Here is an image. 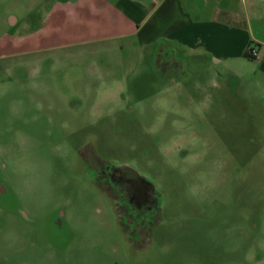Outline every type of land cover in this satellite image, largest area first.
<instances>
[{
    "label": "rangeland",
    "instance_id": "374dc122",
    "mask_svg": "<svg viewBox=\"0 0 264 264\" xmlns=\"http://www.w3.org/2000/svg\"><path fill=\"white\" fill-rule=\"evenodd\" d=\"M55 1L0 0V264H264L255 59L241 76L184 53L162 67L125 12L160 0ZM95 164L153 184L145 242L126 237Z\"/></svg>",
    "mask_w": 264,
    "mask_h": 264
},
{
    "label": "crops",
    "instance_id": "0c3cea01",
    "mask_svg": "<svg viewBox=\"0 0 264 264\" xmlns=\"http://www.w3.org/2000/svg\"><path fill=\"white\" fill-rule=\"evenodd\" d=\"M249 1L237 4L229 0H160L148 11L135 3L125 12L140 22L137 29L147 26L148 43L158 45L159 52L164 50L168 57L177 53L205 57L211 65H220L235 76L243 74L238 65L251 62L246 52L254 42L258 56L250 67V81L264 101V38L254 32V24H258L257 29L264 19L257 17V5Z\"/></svg>",
    "mask_w": 264,
    "mask_h": 264
},
{
    "label": "flooded vegetation",
    "instance_id": "af4514ba",
    "mask_svg": "<svg viewBox=\"0 0 264 264\" xmlns=\"http://www.w3.org/2000/svg\"><path fill=\"white\" fill-rule=\"evenodd\" d=\"M54 3H59V0ZM11 17L6 22L14 28L19 21ZM159 54L158 59L164 58L165 64L160 63L164 67L168 56L164 50H160ZM89 173L93 184L114 205L128 240L133 242L139 238L145 242L151 234L159 210V201L153 184L127 164H95ZM0 193H4L2 185Z\"/></svg>",
    "mask_w": 264,
    "mask_h": 264
},
{
    "label": "built area",
    "instance_id": "2783aa9c",
    "mask_svg": "<svg viewBox=\"0 0 264 264\" xmlns=\"http://www.w3.org/2000/svg\"><path fill=\"white\" fill-rule=\"evenodd\" d=\"M250 53L253 55V57L254 58H256L257 56H258V52H257V50H255V49H250Z\"/></svg>",
    "mask_w": 264,
    "mask_h": 264
},
{
    "label": "trees",
    "instance_id": "16d2710c",
    "mask_svg": "<svg viewBox=\"0 0 264 264\" xmlns=\"http://www.w3.org/2000/svg\"><path fill=\"white\" fill-rule=\"evenodd\" d=\"M251 49H252V48H251ZM246 56H247L248 58L254 59V57H253V55L250 53V51H247V52H246Z\"/></svg>",
    "mask_w": 264,
    "mask_h": 264
}]
</instances>
